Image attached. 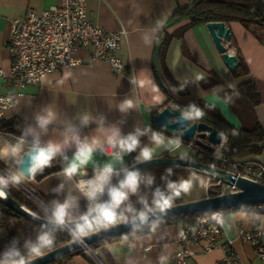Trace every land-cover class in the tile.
I'll list each match as a JSON object with an SVG mask.
<instances>
[{
	"label": "crops",
	"instance_id": "obj_1",
	"mask_svg": "<svg viewBox=\"0 0 264 264\" xmlns=\"http://www.w3.org/2000/svg\"><path fill=\"white\" fill-rule=\"evenodd\" d=\"M192 1L85 0V12L91 24L104 31L124 33L117 57L127 74H113L107 63L92 58L90 48L79 47L75 56L80 63L42 77L37 83L27 85L22 96L14 98L13 104L0 120V143L19 138L25 125L34 122V113L48 105L59 113L61 122L66 117L74 118L78 111L85 109L94 116L105 115L108 123L123 119L125 123L121 125V130L124 135L132 132L135 127L155 126L153 117L163 107L172 108L170 103H166L165 89L162 87L164 84L158 65L155 66L156 39L159 33L171 36L164 54V66L170 78L187 92L182 100L202 101L228 124L238 129L243 123L241 124L224 94L236 91L243 83L252 82L260 98L259 104L253 107V117L264 134V30L259 31L254 27L247 30L235 21L225 23L230 29L231 38L229 42L223 41V44L228 53L238 57L248 70L247 74L235 77L223 62L205 24L182 29L188 23L186 20L169 23L178 7ZM58 3L59 0H0V70L3 75H8L12 62L8 51L11 22L23 19L28 11L39 13ZM154 28L157 31L153 32ZM145 36L150 37V44L144 42ZM197 76L203 79L197 80ZM130 81H136V84H131ZM15 92L16 88L10 81L0 75V96ZM125 97L132 99L136 105L126 116L115 108ZM54 128L57 133L61 131L59 125ZM95 128V124L90 125L83 129L82 135L93 134ZM159 131L165 137L177 136L161 128ZM50 136L51 133L44 139ZM147 141L149 143L148 139ZM73 151H69L67 155L71 157ZM182 153L186 154V159L196 157V151L184 145L172 153L157 150L156 157H180ZM259 156L264 157L262 154ZM109 159L110 155L97 152L94 164H103ZM129 159L130 155H125L123 163L127 165ZM4 167L5 163L0 161V169ZM92 167L93 164L88 166L89 176L92 174ZM59 172L34 181L28 180V189L40 197L57 196L52 189L60 183L57 175ZM192 174L193 177H198L197 173ZM209 179L207 175L206 182L204 181L207 194L184 201L209 197ZM64 195L66 193L60 197L64 198ZM257 218L254 213L243 209H231L225 213L220 243L231 241L243 264H260L253 257L249 243L241 240L238 234L240 228L247 229ZM180 226L171 224L127 241L114 240L94 249H82L64 264H158L161 254L167 256L166 264H175L172 257L180 249L176 242ZM5 236L6 230L0 228V240ZM193 250L194 255L188 259L187 264H219L222 256L219 248L203 252L201 245H196Z\"/></svg>",
	"mask_w": 264,
	"mask_h": 264
},
{
	"label": "clouds",
	"instance_id": "obj_2",
	"mask_svg": "<svg viewBox=\"0 0 264 264\" xmlns=\"http://www.w3.org/2000/svg\"><path fill=\"white\" fill-rule=\"evenodd\" d=\"M144 42L150 44V37L145 36ZM196 79L203 77L197 76ZM130 83L136 84V81ZM135 107L134 101L126 97L115 106L124 116ZM202 116V110L190 104L173 122L187 124ZM33 119V123L25 125L19 138L0 143V161L6 165V169L0 172V199L7 198L10 188H19L26 180L34 181L57 159L62 163L57 174L60 183L52 192L57 196L66 195L63 199L38 204L39 212H33L31 216L34 221L43 223L35 229V238H24L22 245L20 239L14 238L0 253V264H32L42 258L46 250L54 248L57 233L62 231H67L78 243L97 228L106 229L117 223L132 226L135 234L137 225H150L153 216L171 208L174 200L190 188L189 180L170 179L172 168L166 169V174L161 177L164 186L154 187L155 177L141 173L136 167L156 159L157 150L172 153L180 149L182 139L179 135L169 138L146 127H135L124 135L121 130L125 123L123 119L108 123L105 115L94 116L87 109L61 122L59 113L48 105L35 112ZM92 124L96 125L93 134L82 135L83 129ZM56 125L61 129L59 133L54 128ZM50 133V138L44 139ZM142 137H147L149 143L142 144ZM109 150L108 161L94 164L97 152L107 154ZM69 151H73L71 157L67 155ZM132 153L136 156L129 167L123 163V158ZM179 158L184 160L187 157L182 153ZM25 159L30 161L27 171L20 167ZM90 164L93 167L89 177L87 169ZM132 197H136L135 203ZM81 200L86 202L84 211H81ZM166 261V255L158 257V264H166Z\"/></svg>",
	"mask_w": 264,
	"mask_h": 264
},
{
	"label": "built area",
	"instance_id": "obj_3",
	"mask_svg": "<svg viewBox=\"0 0 264 264\" xmlns=\"http://www.w3.org/2000/svg\"><path fill=\"white\" fill-rule=\"evenodd\" d=\"M123 34L104 31L91 24L87 20L85 0H59L57 6L39 13L28 11L23 19L13 20L8 42L12 62L8 75H3L1 70L0 75L10 81L16 92L0 96V120L13 104L14 98L23 95V89L27 85L37 83L48 74L80 63L75 56L79 47L90 48L92 58L107 63L113 74H127V70L117 57ZM146 128L159 131L153 126ZM183 145L195 147L193 142L182 140ZM210 160L216 163L218 168L236 177L264 184V157L248 156L228 160L223 156H210ZM0 172H3V169H0ZM209 177L212 183H209L208 187L214 196L238 191L234 186ZM26 191L31 197L44 202L31 190ZM241 209L254 213L258 218L247 229L240 228L239 237L249 243L253 257L260 264H264V203ZM225 213L226 211L222 209L199 213L181 225L176 234V242L180 249L172 257L174 263L187 264L188 259L194 255L193 248L201 245L203 252L216 248L221 250L219 264H243L231 241L220 243Z\"/></svg>",
	"mask_w": 264,
	"mask_h": 264
},
{
	"label": "trees",
	"instance_id": "obj_4",
	"mask_svg": "<svg viewBox=\"0 0 264 264\" xmlns=\"http://www.w3.org/2000/svg\"><path fill=\"white\" fill-rule=\"evenodd\" d=\"M186 20L188 23L182 28H189L199 24H206L208 22H229L235 21L241 24V26L247 30L251 27L257 30H264V0H193L189 4L182 7H178L169 19V23H177L179 21ZM174 35V33H173ZM170 35L162 36L158 34L157 42V65L160 73L161 80L165 85L166 103H170L172 108H176L180 112L187 110L190 104H195L199 109L202 110L203 116L197 120L191 121L196 123H206L213 129L217 130L223 136V143L220 147H215L211 151L205 149L194 148L196 151L194 161H199L203 164L218 167L216 163L211 162L210 156H223L228 160L234 158H242L248 156H259L264 155V134L261 131L260 126L257 124L253 117V107L259 104V95L252 84L247 82L241 84L236 91H229L225 93V99L241 121V128H234L228 124L224 118H222L216 111L209 108L202 101L199 100H182L187 96V92L174 82L169 74L167 73L164 66V54L167 45L170 41ZM238 64L235 69L232 70V74L235 77L243 76L247 74L248 70L243 62L237 57ZM155 129L160 130L156 126ZM147 137L142 138V144H147ZM195 146V145H194ZM136 153L130 154V159L127 166H131L134 163ZM62 163L59 159L53 162L52 167L44 169L42 174H39L35 179L43 178L49 174L58 172L61 170ZM172 168L173 174L170 177L172 181H176L178 172L175 167L171 166H156L147 170L141 171V173H150L155 177V186L163 187L161 177L166 174V169ZM12 198L17 201L20 205L25 206L31 210L29 204L22 197L21 193L13 188L8 190ZM211 191L208 192V196H214ZM45 203L53 199H63L60 196H41L40 197ZM135 203L136 197L131 198ZM185 202L181 196L174 200L172 206ZM81 211L86 210V202L81 200L80 202ZM246 207V206H243ZM236 208V209H241ZM197 215V214H195ZM195 215H180L175 217H169L161 219L155 222H151L148 226H141L136 229L135 234L133 230L126 231L119 235H115L109 239L98 241L91 244L90 248L94 249L96 246L104 244L106 242L114 240H129L130 238L151 232L156 228L171 224L184 225ZM112 226V225H110ZM39 226L26 220L22 216L14 213L8 207L4 206L0 202V228L6 230V236L0 240V253H2L14 239H20L21 245L24 238H35L37 229ZM103 228H97L94 232ZM72 240V237L67 231L58 232L56 236V243L53 249L60 247ZM52 249V250H53ZM46 252H49L46 250ZM81 250H77L70 254H67L51 264H64L73 255L80 253Z\"/></svg>",
	"mask_w": 264,
	"mask_h": 264
},
{
	"label": "water",
	"instance_id": "obj_5",
	"mask_svg": "<svg viewBox=\"0 0 264 264\" xmlns=\"http://www.w3.org/2000/svg\"><path fill=\"white\" fill-rule=\"evenodd\" d=\"M205 27L216 47L221 55V58L225 65L233 70L238 64V59L235 55L228 53L227 47L223 44V41L229 42L231 38L230 29L227 27L225 22L215 21L208 22ZM157 54V50H156ZM157 67V63L155 62ZM164 89L166 87L162 85ZM181 112L176 108L163 107L154 117L153 123L157 128H161L164 131L172 135H179L185 142H193L199 149H205L207 151L213 150L215 147L221 145L223 136L211 126L206 123L189 122L187 124L175 123L174 118L179 117ZM30 166V161L25 159L21 164V169L27 171ZM132 166V165H131ZM129 166V167H131ZM156 166H171L175 168L190 169L195 172L203 173L221 183L234 186L237 192H226L221 195L205 197L199 200L190 202H183L172 206L167 209L164 213H158L152 217V222L175 217L180 215H195L199 213L210 212L217 209L231 210L240 208L243 206H250L255 204L264 203V184L254 182L249 179L242 177H236V175L224 171L218 167L203 164L199 161L192 159L181 160L179 157L161 156L156 157L151 162L139 164L136 167L141 172ZM115 183V181H114ZM105 200L107 197L104 198ZM0 202L12 210L14 213L22 216L26 220L32 222L35 225L40 226L43 221H34L31 216V211L20 205L15 201L10 193L6 199H0ZM141 226L137 225L136 229ZM133 230L132 226H128L123 223H117L109 226L106 229L103 228L89 235L88 238L82 242H75L73 239L49 252H46L42 258L32 261V264H51L55 260L82 249H91V244L98 241L109 239L115 235H119L126 231Z\"/></svg>",
	"mask_w": 264,
	"mask_h": 264
},
{
	"label": "rangeland",
	"instance_id": "obj_6",
	"mask_svg": "<svg viewBox=\"0 0 264 264\" xmlns=\"http://www.w3.org/2000/svg\"><path fill=\"white\" fill-rule=\"evenodd\" d=\"M260 157H263V156H260ZM2 169L4 171L6 169V167H4ZM176 169L178 171L176 173L178 180L183 179V180H189L190 181L189 190L187 192L181 194V198L183 200H189L195 196H200V195L203 196L204 193L207 194L206 189H205V185H204V181L206 182V177H207L206 174L198 173V172H195L193 170L185 169V168H176ZM192 173H197L198 177H196V178L193 177ZM209 182L212 183V180L209 179ZM27 183H28V180H26L21 186H19V188H13V189H15L21 193L22 197H24L25 201H27V204H29L30 207L32 208L31 210H33L35 212H39L38 204L42 201H39V200L30 196V194L26 191V189L29 188L27 186L28 185ZM208 191H210L209 187H208ZM186 202H190V201H186Z\"/></svg>",
	"mask_w": 264,
	"mask_h": 264
}]
</instances>
